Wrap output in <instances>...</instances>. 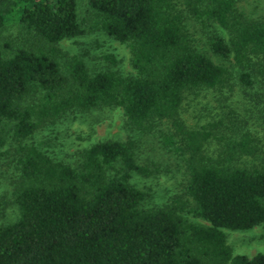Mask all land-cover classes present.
I'll use <instances>...</instances> for the list:
<instances>
[{"label":"trees","instance_id":"1","mask_svg":"<svg viewBox=\"0 0 264 264\" xmlns=\"http://www.w3.org/2000/svg\"><path fill=\"white\" fill-rule=\"evenodd\" d=\"M238 1L185 0L183 14L172 0H85L84 24L76 0H0V29L14 21L43 42L0 38V147L14 141L18 170L17 215L0 225V264H264V252L232 253L223 231L264 222V166L232 162L253 153L250 136L223 138L210 157L203 149L214 125L186 127L178 116L186 93L217 87L227 73L196 47L183 15L214 25L206 46L237 67L242 86L264 77V19H246ZM97 29L128 44L133 73L63 57L57 41ZM102 106H119L139 129L171 120L186 152L185 202L204 223L188 219L178 197L143 204L147 191L130 179L150 170L131 140H96L74 166L25 141L42 121Z\"/></svg>","mask_w":264,"mask_h":264},{"label":"rangeland","instance_id":"2","mask_svg":"<svg viewBox=\"0 0 264 264\" xmlns=\"http://www.w3.org/2000/svg\"><path fill=\"white\" fill-rule=\"evenodd\" d=\"M185 0H172L174 8L185 13ZM77 14L84 24L91 21L85 0H76ZM237 7L246 19H264V0H239ZM184 29L197 48L203 49L214 61L227 68L224 80L217 87L190 91L185 94L179 108V118L184 126L193 127L212 123L213 134L204 145L203 152L213 157L225 138L247 132L254 144L252 154L237 156L233 163H253L264 166V77L255 74L254 85L242 86L237 80V67L229 59H219L206 46V37L214 25L199 17L183 15ZM31 37V39H30ZM2 40L21 42L30 39L34 45L40 40L20 30L18 24L9 21L0 29ZM37 42V43H36ZM63 57L81 58L89 70L114 69L122 74L133 73L130 51L126 42H120L101 30L87 31L57 41ZM111 54L114 62L105 58ZM106 138L131 140L136 161L144 164L150 173H132L131 182L147 191L143 204L160 205L178 197L183 214L188 219L204 223L190 212V199L185 202L183 185L187 176L186 152L179 144V133L169 119H153L148 129H139L126 122L119 106H102L90 110H69L53 120L40 122L31 137L46 153L76 165L80 151L90 143ZM224 138V140H223ZM173 140L172 143L169 141ZM14 141L7 138L0 147V225L12 221L17 215L12 190L18 179V170L13 159ZM226 243L232 253L251 255L264 252V222L244 229L223 228Z\"/></svg>","mask_w":264,"mask_h":264}]
</instances>
